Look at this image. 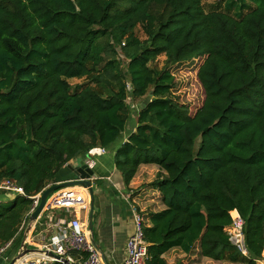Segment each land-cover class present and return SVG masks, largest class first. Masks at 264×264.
<instances>
[{
    "label": "trees",
    "instance_id": "trees-1",
    "mask_svg": "<svg viewBox=\"0 0 264 264\" xmlns=\"http://www.w3.org/2000/svg\"><path fill=\"white\" fill-rule=\"evenodd\" d=\"M226 8L206 11L202 0H0V181L26 193L3 192L0 243L13 240L17 253L30 196L90 147L120 142L137 109L114 157L126 186L141 164L160 167L144 184L165 205L150 214L151 225L144 221L147 264H170L168 251L191 253L197 243L214 260H264V1L230 0ZM198 58L205 95L192 114L173 92L170 67ZM234 210L245 220L249 256L226 231Z\"/></svg>",
    "mask_w": 264,
    "mask_h": 264
},
{
    "label": "crops",
    "instance_id": "crops-1",
    "mask_svg": "<svg viewBox=\"0 0 264 264\" xmlns=\"http://www.w3.org/2000/svg\"><path fill=\"white\" fill-rule=\"evenodd\" d=\"M135 127L136 123L132 125L120 142L109 148L106 147V153L95 156L94 163L91 166L94 169L92 181L95 188L93 234L102 256L103 253L106 255L109 264H124L127 254V240L135 230L132 206L136 205L142 211L144 221L147 225H151L150 214L165 207L161 200L160 191L144 185L156 178L157 173L160 171L159 165L155 163L141 164L129 186H126L123 176L116 166L114 157L115 150L121 142L126 140L128 134L131 130H134ZM84 156L83 154L71 159L57 172L52 183L74 178L72 169L85 162ZM67 188L77 190L84 189L83 186L77 185L61 188L59 190ZM5 197L13 198V195H5ZM89 210H73V212L68 213L65 208L54 209L57 217L69 220L73 216H78L87 226ZM48 212V210L42 211L36 219H32L31 216L26 218L27 220L19 232L20 236H22L19 249L23 246V242H26L28 248L31 249H29L28 252L30 253L33 251L28 257L37 256V249H40V244L43 240L48 239L53 232L49 227L47 219ZM174 253L175 255L178 253L183 257L186 256L187 258H182L180 260H177V258L173 259ZM193 253H200L202 255L199 243L196 244L191 253L186 254L180 248H173L165 254V257L170 264H190L189 256ZM204 258L214 264H241L224 260H214L206 256H204ZM259 264H264V260H260Z\"/></svg>",
    "mask_w": 264,
    "mask_h": 264
},
{
    "label": "built area",
    "instance_id": "built-area-1",
    "mask_svg": "<svg viewBox=\"0 0 264 264\" xmlns=\"http://www.w3.org/2000/svg\"><path fill=\"white\" fill-rule=\"evenodd\" d=\"M106 152L107 148L105 146L90 147L84 154V160L92 166L94 157ZM83 188V190L68 188L58 190L48 198L44 210L49 211L47 219L49 227L53 232L48 239L43 240L40 244L39 248L43 250L42 252L39 251L38 255L35 257H28L33 251L30 253L27 252L18 259L15 264H50L56 261L61 264H106L102 253L91 240L88 226L80 217L73 216L68 220L55 215V208H65L68 213L73 212V210H89L90 196L88 190L85 187ZM1 192H5V195L13 196L17 194L26 195L22 187L15 185L8 179L0 181V194ZM42 192L30 196L34 200V203L29 212V217L38 207ZM1 200L2 197L0 196V201ZM132 213L135 220V230L127 240V254L124 264H147L148 242L144 234V218L136 205L132 206ZM26 220L27 219L23 221L20 231ZM226 231L230 242L243 255L249 256L245 235V220L237 210L232 211V222L228 225ZM12 245L13 240L0 243V261ZM22 248L23 247H21L18 252ZM50 251L65 258L67 261H64L62 258L50 256L48 254ZM73 252H77L78 256H74L72 254ZM5 260H7V257Z\"/></svg>",
    "mask_w": 264,
    "mask_h": 264
},
{
    "label": "rangeland",
    "instance_id": "rangeland-1",
    "mask_svg": "<svg viewBox=\"0 0 264 264\" xmlns=\"http://www.w3.org/2000/svg\"><path fill=\"white\" fill-rule=\"evenodd\" d=\"M230 0H202L204 8L206 11H210L213 9H222L226 10V5ZM264 1V0H263ZM231 13H234V8L231 9ZM136 34L139 38L145 39L146 34L141 27H137ZM203 59H194L191 61L180 62L174 64L170 67V70L175 75L176 85L173 88V92L176 95L177 99L180 102H183L189 106L190 112L193 114L203 103L204 100V89L201 83L197 80V71L199 65L202 63ZM166 62V56L161 55L157 60V64L162 66ZM87 82L86 77L82 78H72L70 79V83L75 86L77 84H82ZM129 102L132 104V100L129 99ZM142 103L137 104L136 106H140ZM134 106V105H133ZM132 106V108H133ZM134 109V108H133ZM136 110L132 112V118L128 123L127 129L124 132L123 136L127 134V131L130 130L133 124L136 123L137 114ZM0 196H3V192H1ZM18 252V251H17ZM14 246L10 247L5 256L1 259L0 264H9L13 257L16 255ZM171 256V255H170ZM180 256V257H179ZM7 257V260L5 258ZM177 258L180 260L183 257L178 253H174L173 259ZM204 261V262H203ZM190 264H214L208 261V259L204 258L200 253H193L189 256Z\"/></svg>",
    "mask_w": 264,
    "mask_h": 264
},
{
    "label": "water",
    "instance_id": "water-1",
    "mask_svg": "<svg viewBox=\"0 0 264 264\" xmlns=\"http://www.w3.org/2000/svg\"><path fill=\"white\" fill-rule=\"evenodd\" d=\"M148 100H144L141 104L142 107L146 106ZM74 178L58 183H52L49 186H47L41 196H40V203L38 207L32 212L31 218L36 219L39 214L44 210L48 198L58 191L61 188L71 187V186H83L88 190L89 196H90V210H89V217H88V230L90 233L91 240L93 244L99 249L96 240L94 238V211H95V188L92 181V176L94 175V169L86 162H83V164L74 167L72 169ZM23 248L13 257V259L10 261L9 264H15L18 259H20L25 253L29 251L30 248H28L27 244L23 242ZM31 250V249H30ZM37 251H43L42 249H37ZM50 256L56 257V258H62L58 254H55L54 252H48ZM103 258L106 264H109L108 259L106 255L103 253ZM64 261H67L65 258H62Z\"/></svg>",
    "mask_w": 264,
    "mask_h": 264
}]
</instances>
